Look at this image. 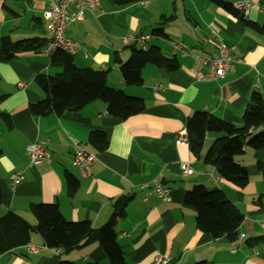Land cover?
<instances>
[{
    "label": "crops",
    "instance_id": "1",
    "mask_svg": "<svg viewBox=\"0 0 264 264\" xmlns=\"http://www.w3.org/2000/svg\"><path fill=\"white\" fill-rule=\"evenodd\" d=\"M224 1L232 4L239 0ZM250 1L258 10L240 19L206 0H144L125 7L99 0L92 13L71 26L67 37L87 54L74 55L75 65L107 70V86L143 99L144 111L126 120L109 116L99 101L60 116H34L28 106L44 98L35 77L53 76L60 69L50 64L49 55L41 49L0 61L1 213L11 211L34 225L29 205L55 203L65 219L89 221L99 227L108 220L114 201L131 195L125 217L115 226L125 264H150L156 255L168 259V264H264V179L257 168V163L264 164V149H246L237 158L249 176L248 185L239 189L202 161L217 135L207 134L199 157L180 140L187 118L195 111L240 125L251 92L257 91L264 102V32L252 27L264 22V0ZM46 8V0H0V40L48 41L50 33L42 17ZM154 28L162 29L163 35L152 38ZM213 33L234 48L240 63L222 79L196 82L193 71L200 67L191 55L180 56L172 44H182L190 54L215 58ZM128 35H149L145 47L155 45L166 57L176 56L178 69L168 72L146 66L141 86H124L117 60L123 62L129 56L130 45L122 42ZM157 84L161 88L154 91ZM92 131L105 134V150L89 148ZM38 141L45 143L50 160L30 164L26 147ZM78 142L85 143L96 157L85 177L73 163ZM182 163L190 168L186 177L181 174ZM16 172L23 178L10 187L9 177ZM66 172L78 182L72 198L66 195ZM153 181L168 188L167 201L154 192L148 195ZM198 185L221 189L242 213L234 242L214 239L195 228V213L182 201L184 191ZM253 238L260 240L249 246L246 242ZM28 245L41 247L42 241L32 233ZM27 246L1 254L0 264H45L54 257L51 250L30 253ZM61 259L75 264H109L96 243L63 254Z\"/></svg>",
    "mask_w": 264,
    "mask_h": 264
},
{
    "label": "trees",
    "instance_id": "2",
    "mask_svg": "<svg viewBox=\"0 0 264 264\" xmlns=\"http://www.w3.org/2000/svg\"><path fill=\"white\" fill-rule=\"evenodd\" d=\"M116 7H125L144 0H110ZM229 14L243 19L231 4L224 0H206ZM252 27L264 32V22ZM152 38L163 35L162 29L154 28ZM47 42L45 39L30 38L12 42L5 37L0 40V61H10L22 52L39 51ZM128 58L117 60L118 70L124 86L138 87L143 83L142 71L146 66L162 68L168 72L178 69L176 56L166 57L160 48L151 45L141 49L130 45ZM50 64L60 71L53 76L35 77L44 93L41 101L28 106L30 114L37 117L60 116L64 112H77L90 103L99 101L105 104L109 116L120 120L142 113L145 109L143 99L129 95L120 89L107 86V70L79 68L73 56L60 50L49 55ZM240 125L229 124L204 111H195L186 120L185 135L190 153L199 157L207 134L217 135L203 155L205 165L215 169L217 175L232 186L242 189L249 183L244 165L237 162L246 149H264V102L257 91L250 93L241 114ZM87 145L95 152L107 147L102 131H92ZM264 179V164L257 163ZM66 195L72 198L78 188L77 180L68 172L64 174ZM168 189V188H167ZM132 201L131 195L121 196L112 205L108 220L99 227H93L89 221H69L63 217L55 203H36L29 205V213L35 219L31 225L23 217L8 211L1 213L0 190V255L12 252L30 243L32 233L37 234L45 249H56L61 255L74 249L96 243L104 252L109 264H125L122 247L117 242L115 229L118 220L125 217L126 207ZM183 204L195 213V228L214 239L225 238L231 242L237 239L238 227L243 215L221 189H208L203 185L184 191ZM260 238L246 243L253 246ZM54 255V264H75ZM99 264V263H84ZM196 264H205L199 262Z\"/></svg>",
    "mask_w": 264,
    "mask_h": 264
},
{
    "label": "built area",
    "instance_id": "3",
    "mask_svg": "<svg viewBox=\"0 0 264 264\" xmlns=\"http://www.w3.org/2000/svg\"><path fill=\"white\" fill-rule=\"evenodd\" d=\"M47 8L43 12V19L46 23V28L50 33V39L41 48L42 52L50 55L56 50L68 53L71 56L77 53H83L87 57L86 52L81 45L69 37L66 32L76 22L85 17L86 14L92 13L98 6L99 0H46ZM231 7L237 11L244 19H247L252 11L258 10V6L250 0H239L231 4ZM149 35H128L122 38V42L126 45H135L141 49H145L146 43L149 41ZM214 43L217 47V57L211 58L198 54H190L189 51L180 43L172 44L173 49L180 53V56L191 55L196 65L202 69L193 71V78L196 82H215L222 79L227 73L232 72L236 64L240 63V59L234 54V48L226 44L222 39L213 33ZM161 85L153 86V90L157 91ZM181 141L187 142L186 135L180 137ZM44 142L38 141L26 147L29 154L30 164H38L41 162H49L50 154L44 148ZM96 160L95 155L90 152L85 143L78 142L75 145L73 153V163L79 174L83 177L90 174V168ZM182 176L186 177L190 174L189 165L186 163L180 164ZM22 173L16 172L10 175V187H14L22 180ZM148 195L153 192L162 201L168 200L169 190L163 187L159 181H153L150 185ZM43 246H27L30 253L44 250ZM54 255H61L60 250L51 249ZM169 260L156 255L151 260L150 264H168Z\"/></svg>",
    "mask_w": 264,
    "mask_h": 264
},
{
    "label": "water",
    "instance_id": "4",
    "mask_svg": "<svg viewBox=\"0 0 264 264\" xmlns=\"http://www.w3.org/2000/svg\"><path fill=\"white\" fill-rule=\"evenodd\" d=\"M57 259L55 257H52L48 262H46L45 264H54L56 263Z\"/></svg>",
    "mask_w": 264,
    "mask_h": 264
}]
</instances>
